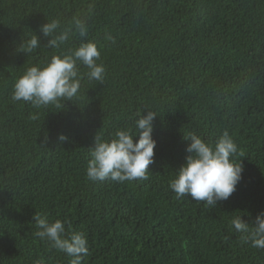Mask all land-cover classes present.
<instances>
[{"label":"trees","instance_id":"trees-1","mask_svg":"<svg viewBox=\"0 0 264 264\" xmlns=\"http://www.w3.org/2000/svg\"><path fill=\"white\" fill-rule=\"evenodd\" d=\"M73 17L87 37L46 47L40 26L58 20L63 31ZM33 35L41 47L18 52ZM87 41L101 53L102 83L81 65L72 101L12 100L27 68ZM148 111L157 115L148 178L88 180L96 135L135 130ZM225 131L243 165L235 192L216 206L177 198L169 183L185 163L184 137L214 144ZM262 212L264 0H0V264H69L35 235V213L86 236L83 264H264V249L230 224Z\"/></svg>","mask_w":264,"mask_h":264},{"label":"clouds","instance_id":"clouds-1","mask_svg":"<svg viewBox=\"0 0 264 264\" xmlns=\"http://www.w3.org/2000/svg\"><path fill=\"white\" fill-rule=\"evenodd\" d=\"M39 30L50 37L46 47L51 49H59L73 35L78 34L81 38L88 35L86 20L80 17H73L72 26L63 31L58 20L47 21ZM109 39L113 40L112 37ZM40 47L39 37L33 35L21 39L19 50H16L30 54ZM100 55L96 43L81 42L67 54L53 55L45 65L27 68L13 84L12 100L31 103L34 107H59L61 100L72 101L80 91L81 65L88 70L89 80L104 81L106 68L103 63H98ZM138 116L134 121L135 130H117L110 140L96 135L86 168L88 180L110 179L123 183L148 178L149 165L154 162L153 121L157 115L148 111L146 115L138 113ZM184 138L190 141L185 149V163L170 181V189L177 198L190 196L207 206H216L217 202L227 200L242 179V163L232 160L238 153V145L227 131L214 144L194 133ZM59 139L63 141L66 137L61 135ZM33 218L39 229L36 236L70 257L69 264H83L89 254L88 241L83 233L66 232V222L60 219L50 222L39 213ZM230 224L236 232L245 234L244 238L250 240L253 247L264 249V212L256 216L254 224L245 222L242 215L235 216Z\"/></svg>","mask_w":264,"mask_h":264}]
</instances>
